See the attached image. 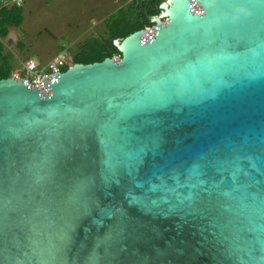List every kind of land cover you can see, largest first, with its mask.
Instances as JSON below:
<instances>
[{"label": "water", "instance_id": "95a60500", "mask_svg": "<svg viewBox=\"0 0 264 264\" xmlns=\"http://www.w3.org/2000/svg\"><path fill=\"white\" fill-rule=\"evenodd\" d=\"M160 8L0 78V264H264V0Z\"/></svg>", "mask_w": 264, "mask_h": 264}, {"label": "rangeland", "instance_id": "374dc122", "mask_svg": "<svg viewBox=\"0 0 264 264\" xmlns=\"http://www.w3.org/2000/svg\"><path fill=\"white\" fill-rule=\"evenodd\" d=\"M70 1L73 0H22L20 4H17L22 9L23 18L30 14L32 20L29 18V21H26L19 27H12V29L15 28V30L10 34L11 42L6 41L7 50H10L14 56V60L13 58L11 60L14 65L13 68L20 70L22 62L29 55H31L36 61H38V54H41L42 52L43 54H50V57L53 56L52 53L57 52L53 46L57 40H70V30L67 29L66 22L72 21L71 26L74 29L75 27L80 28L81 26L87 27L88 24H91V21L93 20L92 18H95V14L97 13L96 10L94 9L96 13L90 10L87 11V9L82 6V3L79 7L73 9L70 5ZM74 1L76 2L77 0ZM103 1L107 2L108 0ZM4 2L5 1H0V7ZM108 2L110 5V1ZM116 2L117 5H115V9H117L118 6H123L121 5V3H124L122 0H116ZM10 3H12V1H10L9 4ZM38 5L40 6L37 9ZM34 9L36 11H34ZM76 12L79 19H76ZM93 26L97 27L96 25ZM89 32V36L97 38L99 42L102 40V37L106 38L104 22H101L96 30L93 28L92 31H87L85 35H88ZM17 42L24 44V46L30 45L31 43L40 51L36 53L34 49H29V55L25 54L23 49L27 50L28 46L27 48H20L21 45H17ZM68 49L71 54L74 53V47L72 49L69 47Z\"/></svg>", "mask_w": 264, "mask_h": 264}, {"label": "trees", "instance_id": "16d2710c", "mask_svg": "<svg viewBox=\"0 0 264 264\" xmlns=\"http://www.w3.org/2000/svg\"><path fill=\"white\" fill-rule=\"evenodd\" d=\"M162 0L132 1L105 20V34L100 42L97 38H89L70 55L65 69L74 63H90L101 61L113 54H120L114 40H122L127 35L142 29L149 24V17L161 11ZM22 21V9L16 3L0 7V37L6 38L10 26H19ZM4 43L0 41V78H7L13 69L11 52L4 53ZM64 69V70H65Z\"/></svg>", "mask_w": 264, "mask_h": 264}, {"label": "crops", "instance_id": "0c3cea01", "mask_svg": "<svg viewBox=\"0 0 264 264\" xmlns=\"http://www.w3.org/2000/svg\"><path fill=\"white\" fill-rule=\"evenodd\" d=\"M108 1H110V5H109V2ZM108 1H107L108 3L105 2V1H103V0H77L76 2L74 0L73 1H70V5L73 7V9H75L76 7H79L80 4L82 3V6L85 7V9H87V11L90 10V11L95 12L94 11V9H95L97 13L95 12L96 13L95 14V18H92L93 20L91 21V24H88L87 27L81 26L80 28L75 27V29H74L71 26V22L72 21L66 22V27H67L68 30H70V32H69V34H70V38L69 39L70 40H63V39L57 40L56 43L53 45L55 47L54 49L58 52V50L61 47V44L65 43L68 46V48L70 47L72 49L74 47V51H75V50H77L80 47V45L82 43H84L86 40H88L89 38L92 37V36H89L90 35V32L88 33V35H85V33L87 31H89V30L92 31L93 28H94V30H96L98 28V26H100V23L101 22H104V28H105V20L110 15L115 14L120 9V6H118L117 9H115V5H117L116 0H108ZM9 2L10 1H5L1 5H10V4H12V3L9 4ZM122 2H124V3H121V5H123L121 7H124V8H126L129 5V3H132L130 0H122ZM39 6L40 5L37 6V9H38ZM85 9H84V11H85ZM34 11H36V10L34 9ZM106 11H108V12H106ZM76 14H77V12H76ZM30 17H31L30 14H28L26 17L24 16V18L22 16L21 24H24L26 21H29V18ZM76 19H79L78 14H77ZM30 20H32V18H30ZM93 25H96L97 27H94ZM19 26H17V27H19ZM12 27H16V26H10L9 27V32H8L6 38H1L0 37V41H2L4 43V45H5L4 46V53L11 52L10 50H7V48H6V41L11 42V39H10V36L11 35L10 34L12 32H14V30H15V28L12 29ZM103 38L104 37H102V39ZM17 45H19V46L21 45L20 48H27V46H28V49L27 50L26 49H23V52L25 54H28V55L30 53V50L29 49H34V51L36 53H38V51H40L35 45H32L31 43H30V45L24 46V44L17 42ZM54 53H52L53 56L56 54V53L55 54ZM70 55H71V53H70ZM53 56H51V57H53ZM28 57H32V56L29 55V56H27V58ZM51 57H50V54H45V53L43 54V52H42L41 54H38V61H40V62H46ZM13 60H14V56H13ZM11 63H12V61H11ZM13 67H14V65H13ZM13 69H15V68H13Z\"/></svg>", "mask_w": 264, "mask_h": 264}, {"label": "built area", "instance_id": "2783aa9c", "mask_svg": "<svg viewBox=\"0 0 264 264\" xmlns=\"http://www.w3.org/2000/svg\"><path fill=\"white\" fill-rule=\"evenodd\" d=\"M10 1H12V3L20 4L22 0H10ZM130 1L132 2V1H144V0H130ZM163 1L166 0H162V2ZM152 15H150V17ZM150 17H149L150 23L145 25L142 29L148 30L151 29L153 25H156L157 21L150 20ZM116 56L120 58V54H113L112 55L113 61H116L115 60ZM69 58H70V51L68 49V46L65 43H63L61 44V47L58 50V52L53 57L48 59L46 62L36 61L32 57L26 58L22 62L20 70L19 69L11 70L10 77L20 78L35 85L36 83H39L40 78L43 77L44 75H51L56 72L64 71L65 65Z\"/></svg>", "mask_w": 264, "mask_h": 264}]
</instances>
